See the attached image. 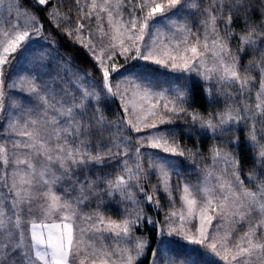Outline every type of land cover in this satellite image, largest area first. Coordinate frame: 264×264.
<instances>
[{
  "label": "snow or ice",
  "instance_id": "obj_1",
  "mask_svg": "<svg viewBox=\"0 0 264 264\" xmlns=\"http://www.w3.org/2000/svg\"><path fill=\"white\" fill-rule=\"evenodd\" d=\"M28 3L0 0V264H264V0L259 22H250L254 0H74L75 27L62 0ZM36 8L86 50L91 72L72 54L40 50L37 38L58 41ZM22 59L34 60L33 74L11 71ZM158 68L168 70L163 81ZM197 86L211 104L222 96L224 109L189 111ZM117 99L125 115L109 120L103 105ZM181 114L214 141L195 184L177 158L196 164L201 153L158 128ZM145 129L155 131L125 135ZM241 130L252 187L241 178ZM158 192L169 201L163 221L145 211L162 210ZM105 196L119 197L121 220L100 210ZM137 225L157 229L159 247Z\"/></svg>",
  "mask_w": 264,
  "mask_h": 264
},
{
  "label": "trees",
  "instance_id": "obj_2",
  "mask_svg": "<svg viewBox=\"0 0 264 264\" xmlns=\"http://www.w3.org/2000/svg\"><path fill=\"white\" fill-rule=\"evenodd\" d=\"M26 5L30 6L28 4V0H25ZM57 0L52 1L49 5H47V8L50 9L54 4H56ZM254 6L255 11L251 13V21L250 22H259L260 17V11L259 8V0H254ZM61 11L64 13H68L70 17L73 19V24L75 23V20L78 17V11L75 6L74 0H62L61 4ZM35 12L38 13L40 20L44 24V29L47 33H52L53 36L58 41V45H56V51L58 49L59 53L62 55H68L72 54L75 57L76 64L79 65L80 68H86L90 72L92 70V61L89 59V56L85 49H83L80 45H72L69 39L58 31V29L51 24L46 19V12L43 10V8H36ZM226 15V13H225ZM74 27V26H73ZM234 27L237 32H243V24L240 20L234 21ZM237 45V41H233ZM233 47V46H232ZM252 59V53L251 51L246 52L243 54V59L241 60V64L245 63L246 60ZM95 103V102H93ZM216 104L209 103V98L207 96V93L204 92L202 94V90L200 87H195V98L194 102L191 104V107L189 108V111L192 110H198L199 112L203 114H207L208 111H211L212 109H217L219 106ZM217 106V107H216ZM105 115L109 120H115L117 115H120L121 117L124 116L123 110L120 108V102L118 100H115L113 102H106L104 105ZM174 126L179 133L180 142L183 143L187 148L193 149V150H199L201 154H204L207 152V150L210 148V146L214 143L211 134L205 135L200 130L193 128L191 126V118L185 117L183 114H181L180 118L176 119L174 124H171ZM239 136L241 138V146H240V156L242 159V168L243 171L241 172V178L245 179V173L249 171L251 168L254 167L250 149L247 147V145L244 143L245 139V133L243 130L239 132ZM97 170L99 172L107 173L112 171L113 175L116 174V172L109 168V167H103V166H97ZM245 181H247L245 179ZM248 182V181H247ZM118 197L115 198H109L107 196L104 197V205L101 207V211L104 213V215L107 218H111L113 220H121L123 215V210L121 209V205L118 202ZM90 208H95V200H93L90 203ZM152 210L155 212L157 211L154 207H151ZM150 208V209H151ZM159 212H156L158 214ZM139 231H142V233H145L150 240V244L152 245V249L157 248V241L159 240V235L157 232V229H153L152 227L145 225L144 228H139ZM152 249L146 250V254L150 255V252ZM143 264H149L148 259H143Z\"/></svg>",
  "mask_w": 264,
  "mask_h": 264
},
{
  "label": "rangeland",
  "instance_id": "obj_3",
  "mask_svg": "<svg viewBox=\"0 0 264 264\" xmlns=\"http://www.w3.org/2000/svg\"><path fill=\"white\" fill-rule=\"evenodd\" d=\"M52 1H55V0H50V3L52 2ZM49 3V4H50ZM29 4V3H28ZM48 4V5H49ZM25 5H26V2H25ZM27 6V5H26ZM76 6V5H75ZM29 8L31 7V5L30 6H28ZM35 11V10H34ZM93 23H94V21H93ZM72 26H74L75 27V23L72 25ZM44 32H45V34L47 35L48 33L46 32V30L44 29ZM37 40H40L41 41V43L44 45V47L43 48H41L40 50L41 51H47V52H51V53H53V55H55L56 54V45H53L51 48H48L47 47V44H48V42L47 41H43L42 40V38H37ZM232 46H233V48H235L237 45H236V43L234 42V44H232ZM33 47H40V45H33ZM17 55H19V54H17ZM249 60H246V62L245 63H243L242 65H245V64H247V62H248ZM52 62V64H53V67L55 66V64H56V61L55 60H52L51 61ZM116 62H117V64L119 65V64H122V63H124V57L123 56H119V55H117V57H116ZM130 63H136L135 61H132V62H130ZM34 69H35V62H34V60H20L19 62H17L16 64H14L13 66H12V68H11V71L13 72V73H20L21 75H29V74H33V72H34ZM43 71H49V69H43ZM158 72L160 73V75H159V79L161 80V81H163V80H165L167 77H166V75H165V73H167L168 72V70H166V69H163V68H158ZM254 74V73H253ZM56 75V73H55V71H52V76H55ZM45 79H48V77H45ZM201 83H203V81H201ZM205 87H207V85H205ZM9 95H12V96H19V95H21L19 92H18V90H10L9 91ZM23 95H27L26 93H23ZM129 98H131V93H129ZM217 100H218V108L217 109H212L211 111H222L223 109H224V107H225V101H224V98L222 97V96H220V97H217L216 98ZM118 101H119V99H117ZM120 102V101H119ZM153 102H155V101H153ZM249 103H254L255 102V96H254V93H253V96H252V99L250 100V101H248ZM217 107V106H216ZM160 109L161 110H163V102H161V104H160ZM14 111V110H13ZM125 115V114H124ZM128 118H130V119H134V117L129 113V115H128ZM152 118L151 117H149V120H151ZM157 119H158V117H157ZM158 128L160 129V130H168V129H175V139L177 140V142L181 145V146H185L183 143H181L180 142V138H179V133H178V130L174 127V126H172L171 124H163V125H158ZM149 131H155L154 129H145L143 132H141V133H134V132H127V133H125V135H131V136H133V137H135V136H137V135H144L146 132H149ZM202 132V131H201ZM228 147V149L230 150L231 148H232V145H228L227 146ZM190 149V148H189ZM193 150V149H192ZM209 150V149H208ZM208 150H207V152L206 153H204V154H201V157L200 158H197V160H196V164H192L190 161H187V160H185L183 157H178L177 159L179 160V161H181V164H180V167H181V169L183 170L182 171V178H183V180H186V181H190L191 183H193V184H195V183H197L198 182V180H199V178L202 176V174H203V169H198L197 168V164H200V163H204V164H210L211 163V161H210V159L209 160H203L202 158L203 157H205V156H208ZM152 151H159V150H152ZM193 151H195V150H193ZM200 152V151H199ZM175 181H176V178L174 177L173 178V182L175 183ZM151 183L152 184H155L156 183V177L155 176H152L151 177ZM245 184H246V186H248V187H252V185H250V184H248V182L247 181H245ZM145 187L147 188L148 187V185H145ZM179 196H180V194L179 193H175L174 192V195H173V198L176 200V208L177 209H180V199H179ZM118 197V196H117ZM119 198V197H118ZM156 199H158L159 201H160V203H161V205L163 206V208H162V210H160L159 211V213L158 214H156V212H158V211H154V210H152V208L151 207H148V206H145V211L148 213V215L149 216H151L153 219H158V220H160V221H163L164 220V217H165V213L166 212H168L169 210H170V208H169V201H168V198L165 196V194H163V193H161V192H158L157 194H156ZM118 202H119V199H118ZM120 205H121V209L123 210V208H124V205H122L121 203H120ZM151 208V209H150ZM94 208H90V207H88V206H86L85 207V211H91V210H93ZM106 217V216H105ZM107 218V217H106ZM113 220V219H112ZM115 221H119V220H115ZM177 223H179V221L177 220ZM215 223V222H214ZM148 226H150V225H148ZM145 227V225L144 226H140V225H137V227H136V230H135V235L136 236H143V237H146L147 239H148V237H147V235L145 234V233H142V231H139L138 229L139 228H144ZM151 227V226H150ZM176 239H179V237L177 236V237H175ZM160 239V238H159ZM149 240V239H148ZM149 242H150V240H149ZM157 247H159V245H157Z\"/></svg>",
  "mask_w": 264,
  "mask_h": 264
}]
</instances>
